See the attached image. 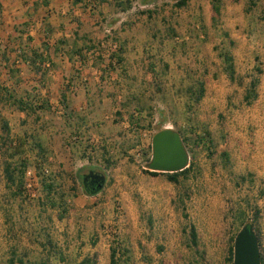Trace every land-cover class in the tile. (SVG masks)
<instances>
[{
  "label": "rangeland",
  "instance_id": "1",
  "mask_svg": "<svg viewBox=\"0 0 264 264\" xmlns=\"http://www.w3.org/2000/svg\"><path fill=\"white\" fill-rule=\"evenodd\" d=\"M49 1L0 0V264H111L112 249L119 264H234L246 223L264 256V0H221L219 15L213 0ZM167 128L189 154L176 183L149 167ZM7 161L38 186L9 185ZM83 168L106 176L94 196Z\"/></svg>",
  "mask_w": 264,
  "mask_h": 264
},
{
  "label": "trees",
  "instance_id": "2",
  "mask_svg": "<svg viewBox=\"0 0 264 264\" xmlns=\"http://www.w3.org/2000/svg\"><path fill=\"white\" fill-rule=\"evenodd\" d=\"M79 1V0H77ZM100 3L106 2V0H95ZM176 1V4L178 7H184L187 6L189 0H174ZM220 2L221 0H213V11L215 14L219 15L221 13V8H220ZM50 1L49 0H44V5L49 6ZM2 4L0 3V13L2 12ZM23 55L25 57L24 61L27 62L28 64H31L35 70H40L42 66L46 63V58L38 51V50H32L31 54L28 55L27 52L24 53ZM222 58L225 64V71L228 74V76L231 78V80L235 79V74H236V69H235V64H234V58L231 53L225 52L222 53ZM119 61H122V57L117 56ZM259 74H261L260 69H256ZM259 80L254 79L251 84L250 88L247 90L246 96L244 98L245 103L247 105H251L253 101L256 100L257 98V93L256 89L258 87ZM205 84L203 81L199 82V85L196 89V91L192 94V99L196 103H200L203 98L205 97ZM11 99H14L15 97L10 96ZM21 100H15L14 104L17 105L18 109L21 111H27L29 107L25 105V103ZM4 130H8V124L5 122L3 124ZM207 136L210 135V133H206ZM223 160L225 164L230 163V156L228 153L224 152L222 154ZM149 162V161H148ZM110 164V162H108ZM28 166L26 167L25 165L22 166V168L18 167L17 164L13 161H7L4 164V174L7 179V182L9 185L17 186V187H22L25 188V172L27 170ZM188 172V169H184L183 171H178L174 173H165V176L171 181V182H178L180 176L186 175ZM77 178L79 180L80 185L83 188L84 193L87 196H94L100 191H102V188L104 187V184L106 183V176L104 173L99 171L98 169L94 168H83L79 170ZM98 180L101 187L97 188L96 190L92 189V185L89 184V180ZM43 188L46 191L48 196L54 195L56 191V187L53 181H45L43 184ZM259 211H256V215H259ZM190 242L191 245L195 248L196 252L200 253L199 251V236L197 229L194 225L190 226ZM117 254L118 251L116 249L111 250V264H119V260L117 259ZM231 255L232 259L234 258V247L231 249ZM262 255V254H261ZM63 260V258L61 259ZM85 262V261H84ZM262 264H264V256L262 255Z\"/></svg>",
  "mask_w": 264,
  "mask_h": 264
},
{
  "label": "water",
  "instance_id": "3",
  "mask_svg": "<svg viewBox=\"0 0 264 264\" xmlns=\"http://www.w3.org/2000/svg\"><path fill=\"white\" fill-rule=\"evenodd\" d=\"M153 157L149 167L165 173L183 171L189 161V154L185 148L179 132L163 129L152 139ZM185 153L183 161L176 160L180 153ZM234 264H262L259 238L252 223H246L238 232L234 242Z\"/></svg>",
  "mask_w": 264,
  "mask_h": 264
},
{
  "label": "built area",
  "instance_id": "4",
  "mask_svg": "<svg viewBox=\"0 0 264 264\" xmlns=\"http://www.w3.org/2000/svg\"><path fill=\"white\" fill-rule=\"evenodd\" d=\"M25 180H26V187L28 188V192H31L32 188L37 187L39 184V176L35 170L28 168L25 172Z\"/></svg>",
  "mask_w": 264,
  "mask_h": 264
},
{
  "label": "flooded vegetation",
  "instance_id": "5",
  "mask_svg": "<svg viewBox=\"0 0 264 264\" xmlns=\"http://www.w3.org/2000/svg\"><path fill=\"white\" fill-rule=\"evenodd\" d=\"M186 148V147H185ZM186 158V154L183 152V153H180L177 157H176V160L178 161H183L184 159ZM89 184L92 185V189L93 190H96L97 188H100L101 185L99 183L98 180H93V179H90L89 180Z\"/></svg>",
  "mask_w": 264,
  "mask_h": 264
}]
</instances>
